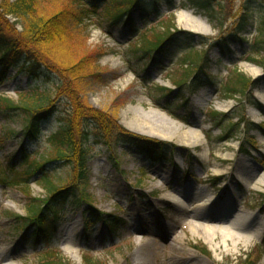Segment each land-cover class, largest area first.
Returning a JSON list of instances; mask_svg holds the SVG:
<instances>
[{
    "label": "rangeland",
    "instance_id": "rangeland-1",
    "mask_svg": "<svg viewBox=\"0 0 264 264\" xmlns=\"http://www.w3.org/2000/svg\"><path fill=\"white\" fill-rule=\"evenodd\" d=\"M171 1L172 5L168 0L159 1L161 15L135 6L132 9L133 25L121 23L110 27L109 22L102 21L104 16L85 18L83 22L70 21L74 37L64 45V54L68 57L73 55L69 45L72 47L74 44L79 55H86L88 50L91 63L83 74L82 86L74 87L72 91L83 92V99L89 107L109 114L125 130L143 138L176 145V154L170 155L171 162H152L136 148L127 145L117 149V162L106 148L96 145L87 164L89 205L70 204L65 207L66 214L55 243H45L35 249L21 243L25 233L21 232V223L6 213L26 216L35 203L34 199H37V204L46 200V191L34 181L29 185V195L21 188L0 185V264H40L41 260H46V253L52 251L60 253L70 264H86L85 258L89 257L95 264H241L249 256L252 260L257 259V264H264V182L257 183L264 179V132L261 131L264 102L258 98L264 90V69L246 61L250 57L248 45L239 39L232 41L226 52H222L223 47L216 46L218 41L230 40L237 23L234 16L228 18L220 30L218 22L212 23L198 11L184 7L186 0ZM66 2L49 0L40 8L45 15H52L66 7ZM148 2L152 3V0ZM228 2L229 13L234 11L236 14L243 0ZM182 16L185 17L181 19ZM170 17L174 18L172 23L176 24L179 32L195 37L196 51L208 54L206 70L216 81L225 85L235 74H243L250 81H255L252 101L246 102L240 95L228 99L222 94L221 87L199 84H195V92L188 93V101H185L181 96L183 89L181 91L174 84L187 78V68L181 62L185 54L178 51L170 57L157 52L165 57L155 62L156 57L152 59L155 53L147 58L139 54L144 56L142 59L130 53L133 45L141 46L144 36L151 38L154 33H162L159 22L170 20ZM14 21L10 18V24ZM15 30L22 32L21 25L16 24ZM249 36L252 38L253 34ZM202 38L210 42V47L200 43ZM166 49L171 50V46ZM31 79L17 69L11 70L0 93L15 102L19 100V93H35V96L54 93V96H59V92H54L52 79L36 82ZM187 82L192 86L193 81ZM60 106L64 108L65 102L60 101ZM211 111L230 116L227 119L231 124L242 123L240 119L243 117L244 124L260 127L257 129L255 126L253 130L240 127L221 141L219 137H226V127L212 124L208 117ZM22 121L19 118L12 122L0 117V158L4 166L10 155L21 149L20 140L24 138ZM56 123L57 117L43 123V135L55 131L59 127ZM10 131H15L18 137L9 139ZM191 132L203 138L201 146L192 145L191 141L186 143L183 134ZM31 148L38 151L35 155L51 153L43 142ZM57 169L53 173L57 174V182L61 185L77 181L76 167ZM245 179L247 183L244 185L242 181ZM197 188L203 189L200 196H189L188 192L191 194ZM236 188L239 191L229 200H224ZM171 193L186 196L185 208L189 209L196 208L197 201L205 195L218 197L220 203L196 208L205 217L203 220L231 213L233 218L215 219L225 222L238 214L247 217L254 213L255 228L252 226L249 231L254 229L260 236L253 234L247 246L239 243L236 248L232 241L224 246L220 234H216L213 243L210 239L207 241V233L202 232L200 237H196L187 224L191 218L181 214L182 209L169 201ZM236 206L238 212L232 210ZM90 209L97 211L103 220L100 224H90L91 230H88ZM121 219L124 221V224L119 223L122 230L116 233L113 227L111 231L110 222ZM69 246L75 255L65 251Z\"/></svg>",
    "mask_w": 264,
    "mask_h": 264
},
{
    "label": "trees",
    "instance_id": "trees-1",
    "mask_svg": "<svg viewBox=\"0 0 264 264\" xmlns=\"http://www.w3.org/2000/svg\"><path fill=\"white\" fill-rule=\"evenodd\" d=\"M47 1L49 0H0V89L8 81L10 71L17 69L22 74H28L35 82L52 79L54 92H59V96L56 94L54 96V93L39 96H35V93L31 95L29 92L19 93L21 95L18 102L0 93V117L12 122L19 118L23 119L22 135L25 139L20 140L22 141L20 151L10 155L5 166L0 158V185L21 188L29 195L31 191L29 185L35 181L47 193L46 200H40L41 204H37V199H34L35 203L26 216L6 213L9 218L19 221L22 229L30 228L32 230L28 229V232L36 234L33 240L31 237L24 240L34 249L42 247L45 243L52 245L55 243L56 234L66 214L65 207L70 204L89 205L91 197L86 186L87 164L93 157L96 145L106 148L117 162V149L126 145L136 148L140 154L146 155L155 163L170 161L169 156L174 152L173 144L135 135L121 127L109 114L89 107L83 99V92L72 91L74 87L82 86L83 74L91 65L88 50L86 55H79L73 44L72 47L69 45L73 49L72 57L64 54L65 41H73L74 37L69 27L70 21L83 22L85 18L104 16L102 21L109 22L110 27L121 23L133 25L132 9L135 6L138 9L144 8L145 11L151 9L161 15L160 0H152V3L148 0H67L66 7L54 11L52 15H45L40 7ZM186 1L184 7L188 6L198 11L212 23L218 22L220 30L225 27L227 19L234 16L237 23L230 40L218 41L216 46L223 47L222 52H226L230 48V43L239 39L248 45L250 57L246 58V61L264 68V0H243L236 14L234 11L231 13L228 11L229 0ZM168 2L172 5L171 0ZM172 17L170 20L159 22V27L163 29L162 33H154L151 38L144 36L140 42L141 46L133 45L130 53L137 59L144 56L147 58L156 52L169 54L170 57L178 51L185 54L181 62L187 68V78L174 82L181 91L183 89L181 96L185 101H188V93L195 92V84L204 87L216 85L218 88L221 87L222 94L228 99L240 95L242 100L245 98L246 102L252 101L255 81H250L243 74H235L225 85L216 81L206 70L209 66L208 54L195 50V37L179 32L176 24L172 23L174 21ZM10 18L15 19L14 23L10 24ZM16 24L21 25L22 32L15 30ZM249 34H253V37L249 38ZM204 39L202 38L200 43L210 47V42ZM167 46H171V50L166 49ZM163 55H158L156 62L164 58ZM188 80L193 81L192 86ZM161 90L164 91L165 88ZM60 101L65 102L64 108H61ZM56 117V124L59 127L50 135H43V123L50 122ZM208 117L216 127H220L221 124L226 127V137H219L221 141L226 140L231 136L232 130L236 131L244 123L242 117L240 119L242 123L231 124L227 119L230 116L222 112L211 111ZM244 126L248 127V130H253L256 125L245 123ZM261 130L264 132V125L261 126ZM9 134V139L18 137L15 131H10ZM42 142L51 149L49 155L47 153L35 155L38 151L31 148L32 145ZM114 164L118 165L116 162ZM63 166L77 168L78 177L75 183L61 185L57 182V174L53 172ZM89 214L87 217L89 229L90 224L93 226L103 220L97 211L90 209ZM119 223H122V220L115 223L111 221L109 228L113 231L114 227L116 233H119V230H122ZM44 257L46 260H41L40 264H70L58 252H47ZM85 261L86 264H95L90 257L85 258ZM257 261L249 256L248 260L241 264H257Z\"/></svg>",
    "mask_w": 264,
    "mask_h": 264
},
{
    "label": "bare ground",
    "instance_id": "bare-ground-1",
    "mask_svg": "<svg viewBox=\"0 0 264 264\" xmlns=\"http://www.w3.org/2000/svg\"><path fill=\"white\" fill-rule=\"evenodd\" d=\"M184 17L182 16L181 19H183ZM258 98L260 99V101L264 102V90L261 92ZM183 138L186 139V143L188 141L189 142L191 141L190 144L195 145V146H201V143L203 140V138L199 137L198 134H194L192 132L190 134L184 133ZM216 173L219 174L221 172H216ZM259 182L257 183L258 184H261V182L263 183L264 179L260 180ZM242 183L245 185L247 183L246 179L243 180ZM188 193H189V196L192 195L190 194V192ZM193 194H195L197 198L200 196L199 192L197 194L196 193H193ZM176 195L177 194L175 193H171V195H169V201H171L174 205L182 209L181 214H184L188 218H191L189 219L187 224L189 226L190 232L196 237H200L199 234H202V232L207 233L208 234V236L206 237L207 241L210 239L211 243H213L214 240L216 239V234H220L222 236V243L224 244V246H228V242L232 241V243L234 244V247L236 248L239 243L244 246H247L249 244L248 241H250L251 235L255 234L254 235L255 237L260 236V235H256V233L258 232H256L254 229L249 231V228L254 226V223H255L254 220H252V218H255L254 213L250 214L252 217H250V215H248L247 217H244L238 214L233 220L227 221L226 219L225 222L223 220H215V219L230 218L233 216L231 213H228L225 215H215V216L209 217V219L203 220L205 217L203 218L196 208L202 209L204 207L211 206L213 202H214L213 204H215L216 203L215 197L213 198L212 196L210 199L207 200L206 198L208 197V195H205V197H203V200L201 199L197 201V203L198 202L199 203L198 205L195 206L196 208L189 209L188 207L185 208L186 202H187L186 200H188V198L184 195L182 196L181 195L176 196ZM232 210H234V212L236 211L238 212L239 208H237L236 206ZM210 220H212L213 222H211ZM66 236L67 238L70 237L69 234H67ZM65 251L68 254L70 253L71 255H75V251H73V248L70 246L67 247Z\"/></svg>",
    "mask_w": 264,
    "mask_h": 264
}]
</instances>
